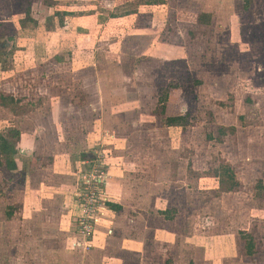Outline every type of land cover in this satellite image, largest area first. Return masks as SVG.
Masks as SVG:
<instances>
[{
    "label": "rangeland",
    "instance_id": "1",
    "mask_svg": "<svg viewBox=\"0 0 264 264\" xmlns=\"http://www.w3.org/2000/svg\"><path fill=\"white\" fill-rule=\"evenodd\" d=\"M0 135V264H262L264 0H0ZM95 163L172 249L137 262L108 214L84 237Z\"/></svg>",
    "mask_w": 264,
    "mask_h": 264
},
{
    "label": "crops",
    "instance_id": "2",
    "mask_svg": "<svg viewBox=\"0 0 264 264\" xmlns=\"http://www.w3.org/2000/svg\"><path fill=\"white\" fill-rule=\"evenodd\" d=\"M56 48L55 49L53 48L54 49L53 51L57 52ZM38 54L39 53H37L36 55H38ZM39 55H41V54H39ZM44 56L45 55H43V57ZM58 58L60 60L62 59V57L60 58V55ZM107 191L109 194L108 203L114 204L115 206H118V208L117 209L111 208L108 205V209L105 211V213L110 215V217L113 219V226L114 227L112 228V233H113V235L118 233L119 242L117 244L120 247V249L123 251V253H125L126 251H129V253L132 256H134V258L137 260V262H139L140 259L137 258L136 256L139 255L142 257L143 255H145L148 252H150L149 254H152L151 247H152L153 243L161 242L163 244H168V246L171 247V249H172V245L174 244V241H173L174 237H172V236L168 237V234L166 233L167 232L166 228L162 229V227H160V228L156 227V229L153 230L151 233V241L143 238V236H145V229L147 228V226H145V229L142 232L141 229L138 227L139 225H135V223H136L135 217H130V216H134L135 214H132V213L130 214L129 213L130 208L126 207V199L128 196H126V194H125V188H124L123 180L114 176L113 174L109 175L108 180H107ZM111 197H114V198H111ZM73 200H75L74 197H73ZM69 203H71L70 204L71 206L68 205V207H70V213L72 214L75 212L76 215L80 214L81 211H80V208L78 206L77 201L74 202L71 199V201H69ZM154 207H155V209H156V207H158V208H162L164 210H167L165 208V206L162 207V206L155 205ZM162 215L164 216L163 219L167 223L170 222L171 219H173V216L169 217V216H171V215H169V210L166 211V214L163 213ZM115 218H116V221H115ZM133 222H134V224H133ZM160 229L164 230L165 233H160L159 232ZM100 237L106 238L104 236V234L103 235L100 234ZM95 241L96 240L93 241L92 246L95 245L97 248V241L96 242ZM256 246H257V244L255 243V247L252 249L253 251L248 255V256L252 257L251 260L256 259V258L255 259L253 258V256H255ZM81 247H83V249H81V250L84 251L85 247L84 246H81ZM88 252L89 251L85 252V254ZM146 256L147 255H145V257ZM170 259H171V256H170ZM120 260H122L121 256H120ZM165 261L166 262L168 261L167 258H165ZM84 262H85V258H84ZM80 264H84V263L82 262ZM251 264H259V263L251 262ZM262 264H264V262Z\"/></svg>",
    "mask_w": 264,
    "mask_h": 264
},
{
    "label": "built area",
    "instance_id": "3",
    "mask_svg": "<svg viewBox=\"0 0 264 264\" xmlns=\"http://www.w3.org/2000/svg\"><path fill=\"white\" fill-rule=\"evenodd\" d=\"M107 170L104 165L95 163L85 173L82 189L78 192L77 203L80 208L78 225L85 238L92 236L95 226L108 209V197L103 193V184L107 178Z\"/></svg>",
    "mask_w": 264,
    "mask_h": 264
},
{
    "label": "trees",
    "instance_id": "4",
    "mask_svg": "<svg viewBox=\"0 0 264 264\" xmlns=\"http://www.w3.org/2000/svg\"><path fill=\"white\" fill-rule=\"evenodd\" d=\"M29 13L30 10H27V16H30ZM182 118L183 116H171L169 118V121H171V123L173 124L179 125L181 123ZM15 134L19 136L20 132L15 131ZM15 153H16L15 142L7 136L0 135V167H5L6 169H10V170L16 169L17 163L14 158ZM223 173H226V171H223ZM231 185L235 186L236 182L234 181L231 182ZM107 205H109L111 208H115V209L118 208V206H115L114 204L111 203H107ZM254 247H255V242L252 239L246 245V253L250 254L253 251L252 249Z\"/></svg>",
    "mask_w": 264,
    "mask_h": 264
}]
</instances>
